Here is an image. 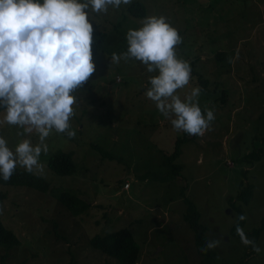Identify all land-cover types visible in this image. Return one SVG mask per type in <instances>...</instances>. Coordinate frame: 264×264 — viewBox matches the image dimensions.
I'll use <instances>...</instances> for the list:
<instances>
[{"label": "rangeland", "instance_id": "obj_1", "mask_svg": "<svg viewBox=\"0 0 264 264\" xmlns=\"http://www.w3.org/2000/svg\"><path fill=\"white\" fill-rule=\"evenodd\" d=\"M140 1L145 17L164 16L182 38L176 54L189 62L191 79L176 94L184 100L198 86L199 106L212 109L214 121L202 136L181 144L174 161L181 172L166 179L170 167L164 156L183 132L175 131L145 95L157 73L136 60L111 59L127 51V31L140 28L145 17L131 16L129 5L100 14L89 9L93 29L108 36L105 48L92 53L95 72L72 93L77 105L69 123L75 136L53 131L46 139L48 152L39 159L49 191L0 185V218L19 237L0 264H118L89 238L122 227L138 240L137 264H201L193 229L183 218V189L207 240H220L212 264H264V224L255 241L252 234L264 218V0ZM5 113L0 111V120ZM0 137L13 151L24 139L38 143L35 132L7 124L0 125ZM259 148V158L248 162L246 153ZM57 150L71 151L73 174L48 168ZM151 171L154 177L144 179ZM127 180L132 187L125 190ZM247 184L253 194L242 203L237 194ZM54 189L57 196L64 190L90 202L89 210L72 216ZM237 205L246 217L241 223ZM237 225L259 253L241 242Z\"/></svg>", "mask_w": 264, "mask_h": 264}, {"label": "clouds", "instance_id": "obj_2", "mask_svg": "<svg viewBox=\"0 0 264 264\" xmlns=\"http://www.w3.org/2000/svg\"><path fill=\"white\" fill-rule=\"evenodd\" d=\"M132 0H0V107L6 110L0 125L35 132L38 143L24 139L8 147L0 137V177L8 181L19 166L38 176L44 174L40 162L48 152L46 139L55 131L75 136L70 130L76 98L72 93L82 87L95 72L92 59L93 13H107L109 7L119 9ZM138 29L126 34L127 51L112 54L118 64L136 60L147 71L157 74L149 78L145 95L157 110L170 119L173 129L190 136H202L214 121L212 109L202 112L194 87L182 100L176 93L191 79L189 62L180 59L176 46L182 43L177 29L164 16H148ZM22 135L23 133H18ZM238 221L246 219L238 216ZM236 233L241 242L261 249L247 239L239 225ZM219 239L208 240L202 252L219 246Z\"/></svg>", "mask_w": 264, "mask_h": 264}, {"label": "trees", "instance_id": "obj_3", "mask_svg": "<svg viewBox=\"0 0 264 264\" xmlns=\"http://www.w3.org/2000/svg\"><path fill=\"white\" fill-rule=\"evenodd\" d=\"M127 12L133 17L143 19L146 16L147 8L140 0H134L127 7ZM107 36L108 34L106 31L93 29L92 53L102 51L105 48L104 43L107 39ZM200 78L201 77H199V79ZM203 85H206V82H203ZM2 110L5 109L3 107H0V111ZM201 110L202 112H205L204 108H201ZM196 137L197 136L195 135L190 136L186 133H183V135L178 136L175 139L173 150L169 154H165L164 156V161L167 162L170 167L169 172L164 175L166 179L170 177L172 178L173 176H178L180 174L182 166L179 163H174V161L179 158L182 152L181 144L187 140H194L196 139ZM262 143L264 145V137L262 138ZM91 145L97 146L98 143L92 142ZM261 152L262 150L260 148L257 150L249 151L248 153H246V159L248 160V162L252 163L254 160L259 158ZM47 166L52 172L61 176L71 175L75 172V163L72 160L71 151H54L48 158ZM142 176L144 177V179L149 176L154 177L152 171L149 175L145 176L144 174ZM127 182L129 181H125L124 184ZM0 185L36 189L43 193L50 190L49 181L45 177L30 174L20 167L16 168L12 177L8 181H4L3 178L0 177ZM130 187L131 184L129 188ZM252 189L253 187L251 184H247L241 187L237 194L238 200L242 203H247L252 197ZM184 191V189L181 190L183 201L186 203L183 218L185 222H187L189 227L193 229L194 244L197 253L200 256L201 264H212V260L215 257L214 250L212 249L206 252L201 251V249L205 247V244L208 241L205 234V227L199 222V212L193 205V202L184 195ZM53 192L55 193L56 189H54ZM58 192L59 191L56 192V199L70 212L72 216L76 217L79 214L85 213L89 210L91 206L90 202H85L69 191L63 190L57 196ZM231 201L232 200H230V202ZM233 208H235L239 215H242L241 206L237 205ZM238 222L241 223L240 221ZM261 224V226L255 228L252 231V234L254 235V241L257 239L260 231L263 228L264 218L262 219ZM54 230L56 231V227H54ZM235 234L238 235L236 232ZM18 243V235L13 231V229L6 227L0 218V245L3 246V254L0 260L2 262L5 263V260L9 256L8 250L10 249V247ZM89 243L93 247L101 250L102 253L115 258L118 264H137L139 260L140 245L133 231L128 227L111 230L103 234L95 233L89 238Z\"/></svg>", "mask_w": 264, "mask_h": 264}, {"label": "built area", "instance_id": "obj_4", "mask_svg": "<svg viewBox=\"0 0 264 264\" xmlns=\"http://www.w3.org/2000/svg\"><path fill=\"white\" fill-rule=\"evenodd\" d=\"M129 186H130V183L129 182H127V183L124 184V188H127L128 189Z\"/></svg>", "mask_w": 264, "mask_h": 264}, {"label": "crops", "instance_id": "obj_5", "mask_svg": "<svg viewBox=\"0 0 264 264\" xmlns=\"http://www.w3.org/2000/svg\"><path fill=\"white\" fill-rule=\"evenodd\" d=\"M131 177H132V175H131ZM131 187H132V185H131ZM131 187L129 189H131ZM125 190H128V189H125Z\"/></svg>", "mask_w": 264, "mask_h": 264}]
</instances>
